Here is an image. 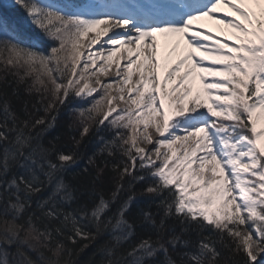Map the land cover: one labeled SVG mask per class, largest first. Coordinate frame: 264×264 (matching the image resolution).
<instances>
[{
	"label": "snow or ice",
	"instance_id": "snow-or-ice-1",
	"mask_svg": "<svg viewBox=\"0 0 264 264\" xmlns=\"http://www.w3.org/2000/svg\"><path fill=\"white\" fill-rule=\"evenodd\" d=\"M12 3L0 264H264V0ZM157 34L176 38L163 62ZM74 103L61 147L50 130Z\"/></svg>",
	"mask_w": 264,
	"mask_h": 264
},
{
	"label": "trees",
	"instance_id": "trees-1",
	"mask_svg": "<svg viewBox=\"0 0 264 264\" xmlns=\"http://www.w3.org/2000/svg\"><path fill=\"white\" fill-rule=\"evenodd\" d=\"M0 14H2L9 21H20V20L26 19L24 9L22 7H20L19 5L10 6V7L6 6L2 0H0ZM32 30L38 31L34 28V26H32ZM21 97L22 99H28L30 103L33 102V98L28 97L27 94L24 92L23 88H21ZM20 106L21 105L17 103V107H20ZM78 106H81V105L74 103L68 108H63L57 117V126L55 127L54 130H50V136H60L59 144L61 147H72L74 144V142L71 140V136L74 133H70L67 131V123L69 119L70 109L72 107H78ZM97 140H98V137H96L95 135L90 136L87 140L84 141L85 147L81 151L83 153H86L87 155H91L92 152L97 151L98 150V145L96 143ZM85 163H86V157L83 161L79 163L78 166H74L70 170L69 175H71L73 172L79 171L80 168L84 167ZM88 255H90V251ZM88 255L82 254L79 257V259L81 261H84L85 259L88 258Z\"/></svg>",
	"mask_w": 264,
	"mask_h": 264
},
{
	"label": "bare ground",
	"instance_id": "bare-ground-1",
	"mask_svg": "<svg viewBox=\"0 0 264 264\" xmlns=\"http://www.w3.org/2000/svg\"><path fill=\"white\" fill-rule=\"evenodd\" d=\"M224 9V12H230L231 9L225 6H221ZM197 25H202L204 29L210 30L211 32L215 33L216 35L222 37L223 32L220 30H224L225 32H228L229 29H227L224 25L218 24L215 20L209 19L207 17L202 18L200 21L197 22ZM224 38V37H222ZM176 38L173 36H168L167 44L169 47V52L171 51V46L172 43L174 42ZM158 44L160 46L159 38L157 37ZM161 47V46H160ZM187 45L186 43L182 40L180 43V50H186ZM120 55V53H117V57ZM180 55V51L172 52L170 57H167L168 60H171L172 62H175V60L178 58ZM167 55L165 54L164 56H161L162 62L165 60V57ZM113 72L115 71V66L113 65ZM136 79V76H133V80Z\"/></svg>",
	"mask_w": 264,
	"mask_h": 264
},
{
	"label": "rangeland",
	"instance_id": "rangeland-1",
	"mask_svg": "<svg viewBox=\"0 0 264 264\" xmlns=\"http://www.w3.org/2000/svg\"><path fill=\"white\" fill-rule=\"evenodd\" d=\"M8 3H12V0H9V2ZM222 32H223V34H222V37H224V38H232V35H231V30L229 29V31L228 32H225L224 30H222V28L220 29ZM169 52V47L166 49V54ZM169 63H173L172 61H170ZM102 79H103V77H102Z\"/></svg>",
	"mask_w": 264,
	"mask_h": 264
}]
</instances>
